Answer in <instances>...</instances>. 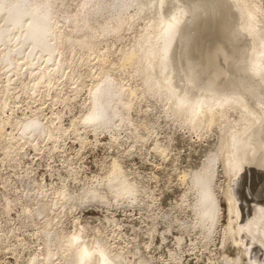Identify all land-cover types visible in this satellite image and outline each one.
Instances as JSON below:
<instances>
[{"label":"bare ground","instance_id":"6f19581e","mask_svg":"<svg viewBox=\"0 0 264 264\" xmlns=\"http://www.w3.org/2000/svg\"><path fill=\"white\" fill-rule=\"evenodd\" d=\"M63 1L64 0H0V67L7 76L6 82H2V84H5L0 89L2 93L0 96V109L8 106V96L15 93L13 91L14 89H18V92L28 94L31 98L32 94L40 95V93L43 92L42 88H51L60 79L62 81L67 76H70L69 79L71 80L72 77L70 72L72 70L74 72V69L78 65L84 63L75 62V56L80 50H90L93 48L95 37H105L109 34L114 36L124 25L131 27L138 21V33L136 36L134 34L135 39L133 44H130L131 47H129L127 51H123L119 57L120 59L117 58L119 61L118 67L132 68L130 72L140 80L136 81V83L140 82L139 86L141 87L142 96L140 99L148 100V102L151 101L154 106V108L151 106L153 110L157 109L158 113H162L168 117L167 120L172 122V126H174L173 123H179V126L186 125L189 129L194 130V132L198 131L200 133L202 130L208 129V131L212 130L214 134L212 142L208 144L206 148L205 161L200 168L193 171L189 181L192 187L190 189H194L197 194L196 200L193 203L196 215L194 219H196L195 222L201 226L205 235H207L216 226L218 221L219 203L213 182L219 167L222 166V168H220L226 172L229 169L231 170L233 168V160H235L233 159V155L234 152L237 151L239 156L237 167L239 170L237 169L238 173L235 171L237 175H235V180H233L238 184V179L242 176L241 174L245 171L247 174L250 172V165L252 166L255 162V153L259 150L264 153V141L258 142L253 149V155H249L251 153L247 151V144H245L246 138L243 139L244 134H246L249 138L252 137L253 139L251 140L254 142L258 135L264 134V112L262 111V113L259 114L257 111L261 106L259 102H262L260 100L264 96L262 92L264 89V10L261 8L259 0H220V2H218L219 0H213V2L211 0H81V2H79L80 8L78 7L79 9H76L74 13H67V10L63 6ZM208 1L211 2L210 5ZM223 12L228 15V18L226 16L222 17ZM238 18L241 22H237ZM203 20H210V23L201 24ZM179 26H183L179 36L180 46L178 47L176 57H173V55L176 54L174 48L178 40V35L177 37L175 35L177 34L176 32H178ZM215 27H218L217 30H219L218 33L222 41L228 39L226 35H228L230 31L233 34L236 32L235 36H239L240 34L237 35V31L246 27L247 35H244V37L246 36V45L241 52L242 55L244 54L248 56V58L252 57L253 59V61L251 60L250 66H248L249 68L245 70L247 73H245V75H247V77L245 78L241 75L245 79L237 80L238 85L232 87L234 88L235 95H232L231 90L224 94H227L225 97L221 96L217 99L205 95L207 89L213 85L214 81H217L213 78L216 70L212 66V63H210L211 59L205 58V55H203L200 50L201 48H199L198 52L196 51V47L200 45V42L203 43L201 41L205 39L203 37L208 36L210 30H213ZM123 30L125 31V28ZM78 31H81L82 34L76 35ZM130 32L131 34L133 33L132 31ZM233 34L231 36V41H235V36ZM113 36H110V38ZM116 38H118V36ZM104 40H106V38ZM231 41L230 45L234 47L235 42ZM221 43L219 49L221 48ZM102 44L99 46H102ZM103 45V47H105V44ZM95 48H97V46H95ZM123 48L121 47L120 49L122 50ZM191 51H194V53L196 51L197 54H193L192 56L190 55ZM109 52L111 51L109 50ZM173 52L175 54H173ZM228 52L231 53L230 50ZM67 53H69V55H66ZM72 53L73 57L70 56ZM233 54L234 56L236 55L235 51ZM86 55L88 61V53ZM102 55H104V53H102ZM78 56L76 58H78ZM82 56H84V54ZM97 56L101 55L97 54ZM225 56L227 57V54ZM103 57L105 56H102V60ZM80 58L82 57L80 56ZM92 61H90V63ZM240 61L242 60L239 59L237 62ZM103 62H105V60ZM111 62L112 61H110V63ZM98 63L101 65V62L98 61ZM107 64L109 65V63ZM111 65H113V62ZM102 67L98 73L97 71L99 69L96 71V76L98 78L89 91V105L86 109L87 112H85L86 116H82L80 119L82 125L92 131H98L100 129L113 130L114 127L115 129L116 127L118 128L122 122L124 123L123 125H131L132 120L129 117V112L131 111L132 105L136 103V101L133 103L136 90L131 88L134 82L131 83V86H126L127 84L123 85L115 78L118 76L114 77L109 70ZM236 67H239V64H237ZM236 70H239V68ZM240 70L242 71V69ZM81 71H83V69L80 70V72ZM24 73L27 74V82L22 80ZM78 75L79 77L81 76L80 74ZM14 77H16V80ZM127 78L126 76V79ZM53 80H55V82ZM75 81L78 83L73 77V83H76ZM231 82L233 81L231 80ZM138 83L136 85H138ZM78 84L75 86L78 87ZM250 87H255V89L249 91ZM73 90L75 89L73 88L72 91ZM138 90L137 92L139 94L140 90ZM226 91L228 90L226 89ZM194 92H196L195 97H193ZM52 93L54 92L51 91V94ZM16 94L17 93H15V96ZM250 94L252 97L249 96ZM54 96V101H58L59 99L65 100V98H60L57 92ZM41 98L44 99V97ZM50 98H53V96L50 95ZM43 99H40V102ZM138 102L137 104H139ZM66 103H68V101ZM142 103H144V101ZM39 107L36 109H39ZM149 111L152 110H148V113H150ZM37 114L30 117L28 116L24 120H18L16 119L17 117H15L13 121H11L12 119L10 121L7 120L6 118L8 115H6V118H3L6 121L3 119L0 121V137H4L7 140L6 145L4 143L5 147H3L4 145H2V147L7 150L9 148H14L15 150L19 146L23 147L25 143H29L33 145V147H36L40 139H51V141H55L61 136L65 127L62 128L57 124L59 123L58 121L56 123L57 125L53 124L54 119L52 117V119L50 118L51 120L44 121L43 118L39 117L40 114L39 116ZM159 117L157 116V118ZM55 118H58V116ZM7 123L11 125L10 127H12V130L14 129L17 131L16 135H13L11 130L8 133L5 132L4 126ZM146 123L148 125V121ZM71 124L74 128V124L72 122ZM7 127L9 128V126ZM80 128L82 127L80 126ZM147 128H151L150 124ZM184 128L186 129V127ZM143 130L145 131V129ZM149 130L151 131V129ZM236 131H240L239 134H237ZM147 133L148 132H146V134ZM243 143L246 146H244ZM247 152L249 154H247ZM13 155L15 156L14 153ZM11 156L12 155L9 157ZM256 160H258V158H256ZM242 161L243 163L241 164ZM263 168L261 171H264ZM106 172L104 179L102 181L100 180L98 184L87 187L86 189L83 186L84 188L81 187L77 192L68 191L67 188L63 186L58 196L60 201L55 200L56 202H46L43 207H48V209H52L53 211L55 207H59L60 209L66 207V202L68 200L74 201L76 199L81 201L83 199L93 198H98L109 205L111 201H118L120 198L138 194L137 192L140 190L139 187L141 186H138L136 180H134L135 178L132 179L128 176L126 173L127 171L125 172L123 170L122 165H120L119 162L117 163V160H114L111 168ZM228 174H230L229 171ZM187 178L189 177L187 176ZM225 188L227 187L222 184L221 189L223 192ZM183 194H185V192ZM224 194L226 193H223V195ZM262 196H264V191L260 188L256 197ZM39 200L41 201V199ZM137 200L139 201V199ZM226 200L229 207L230 225L228 224L229 227L226 226L225 232L221 234V242L224 244L229 237H232L233 244L237 247L238 256L233 260L222 251L221 257L225 264H241V261L245 259V255L252 250H254L255 254L261 252L264 255V228L260 227L261 223L254 224V222H252V224L245 225L246 227L244 228V226L240 224V219L237 218L238 212L241 214V208L238 202L236 204L232 195L227 196ZM37 207L40 208L39 205ZM39 208H37L38 210H36L35 213L37 215L43 212V210L41 211ZM240 214L238 215L239 217ZM258 214L260 213L258 212ZM263 214L264 209L263 212L261 211V215ZM47 217L48 216H46L45 220L43 219L45 222L43 224L45 226L44 229H39L42 231L41 250L36 254L37 256L35 254L34 256L32 255L28 264H152L144 257L145 254H142V256L138 253L139 257L137 256L138 258L133 261L122 252L113 253L110 247H108V242L105 241V238H85L86 236L84 237L82 229H77V231L75 233L72 232L73 234L71 235H65L62 233L63 231L61 232L57 229L58 227L56 228L58 220H56L57 223H54L50 220V217L49 219H47ZM255 219H259V217L255 216L254 220ZM262 219L264 220V218H261V220ZM192 223L194 224V222ZM62 228L64 229V226H62ZM243 228L245 234L241 233ZM134 254L136 255V253ZM246 260H248V258Z\"/></svg>","mask_w":264,"mask_h":264},{"label":"rangeland","instance_id":"374dc122","mask_svg":"<svg viewBox=\"0 0 264 264\" xmlns=\"http://www.w3.org/2000/svg\"><path fill=\"white\" fill-rule=\"evenodd\" d=\"M211 1L213 2V0ZM63 2V6L67 10V13H74L76 9L78 10L80 8L79 2H81V0H64ZM218 2H220V0ZM210 3L211 2H209V5ZM259 3L264 10V0H259ZM224 16L228 18V15L223 12L222 17ZM203 21H201V24L210 23V20ZM237 22H241L239 18ZM137 25L139 27L138 21L131 27L124 25L123 27L125 28V31L122 27V29L117 34H114V36L109 34L105 37H95L94 45L97 46V48L93 45V48L90 50H80L75 56V62L84 63L78 65L74 69V72L73 70L70 72L72 77L71 80L69 79L70 76L64 78L62 80L63 82L60 79L51 88L49 87L51 90L44 87L42 88L43 92H41L40 95L32 94L31 98L28 94L18 92V89H14L13 91L17 93V97L15 96V93L9 95L7 100L8 106L0 109V121L3 118L5 119L6 115H8L6 118L7 120L10 121L12 119L11 121H13L15 120V117H17L16 119L18 120H24L28 116L30 117L38 113L37 115L39 116L40 114L39 117L43 118L44 121H49L53 118V124H59L62 128H67L66 130L64 129V132L55 141H51V139H40V142L38 141L36 147H33V145L29 143H25L23 147L17 146L18 148L15 150L14 148H9L8 150L3 148L5 147L7 140L4 137H0V141L1 139L3 141L0 142V264H28L32 255L34 256V254H38L42 247L41 230L45 227L43 225L45 223L43 219L45 220L46 216H48L47 219L50 217L52 222H58L56 228L58 227L57 229L61 232L63 231L62 233L65 235H71L75 233L77 229H82L84 237L86 236L85 238H105V241L108 242V247H110L113 253L122 252L133 261L139 257V254H145L144 257L152 264H225L221 257L222 251L225 252L229 258L233 260L236 259L238 251L236 245L233 244L232 237H229L230 239L228 238L224 244L221 242V234L225 232L226 226L229 227L230 225L229 207L226 200V197L229 195L234 197L236 204L238 202L241 208V214L238 212L237 218L240 219V224L243 225L244 228L247 225L252 224V222H254V224L261 223L260 227L264 228V220H261V218H264V214L261 215V211L263 212L264 209V196L256 197L260 188L264 191V171H261L264 167V153L261 150L255 153V164L253 163L252 166L250 165L251 170L248 174L246 171L241 174L242 176L238 179L240 182H237L238 184L234 182L235 175L238 173L237 162L239 156L237 151H235L233 155V159H235L232 163L233 168L228 170L230 174H228V171L226 172L224 170V172L221 169L222 166H220L221 168L219 167L218 173L214 177L215 179L213 182L219 203L217 224L213 228L214 230L212 229L210 233L205 235L201 226L195 222L196 219L194 218H196V215L193 203L196 200L197 194L194 189H190L192 188L191 182H189L190 175L195 169L200 168L205 161V154L207 152L206 148L208 144L212 142L214 134L212 130L208 131V129L202 130L200 132L201 134L197 131L198 134L196 131L194 132V130L189 129L186 125L179 126V123H173L174 126H172V122L167 120L168 117L162 113H158L157 109L153 110L154 106L151 101L148 102V100L140 99L142 97L141 87L139 86L140 82H137L138 85H136V81H140L139 78L133 76L132 72H130L132 71L131 67H118L119 61L117 60V58L120 59L119 57L123 51H127V49L133 44L139 29ZM182 27L179 26L178 32H176L177 34L175 35L176 37L178 35V40L176 41L174 48L176 54L173 52V54H175L173 57H176L178 53V47L180 46L179 36ZM245 28L246 27L237 31V35L240 34L241 36H235L236 32L233 34L230 31L228 33L229 36L226 35L228 39L222 41L220 34L218 33L219 30H217L218 27H215L213 30L216 29L217 31L210 30L209 35L211 36L208 35L203 37L205 38H202L203 40H201L203 43L200 42V47H196L197 52L199 51V48H201L200 50L203 55H205V58L211 59L210 63H212V66L216 70L214 72L215 74L213 73V78L217 81H214L213 85L207 89L205 93V95H208L207 97H214L216 99L221 96L225 97L227 94H224L231 90L232 95H235L234 88L232 87L238 85L237 80L239 81L247 77V75H245V70L249 68L248 66H250L253 59L252 57L248 58V56L244 54L243 57L241 52L246 45V36L244 37V35H247V29ZM130 31L133 33L131 34ZM81 34V31L76 33V35ZM232 34L235 36V41L233 40L235 42L234 47H231L230 45ZM110 36H113L111 37L112 39ZM117 36L118 38H116ZM105 38L106 40H104ZM102 43L105 44V47H103L104 45ZM220 43L221 48L219 49ZM100 44H102V46H99ZM121 47L124 48L121 50ZM229 50L232 55L228 52ZM196 51L195 53L194 51H191L190 55H196ZM234 51L236 54L235 56L233 54ZM87 53L88 61L86 58ZM102 53H104V55H102ZM83 54L84 56H82ZM97 54L101 56H97ZM226 54L227 57L225 56ZM66 55H69V53ZM70 56L73 57V53L70 54ZM77 56L78 58H76ZM80 56L82 58H80ZM102 56H105L103 57V60ZM239 59L242 60L240 61L241 63L237 62ZM104 60L105 62H103ZM90 61L92 62L90 63ZM98 61L101 62V65ZM110 61L113 62V65H111L112 62L110 63ZM106 62L109 63V65ZM235 62L236 65L239 64V67H236ZM101 67L109 70L114 77L118 76L115 78L123 85L127 84L126 86H131V83L134 82L132 83L131 88L136 90V96L133 101V103H135V101L136 103L133 104L134 106L132 105V108L130 109L131 111L129 112V117L132 120L131 125L133 126L127 124L123 125L124 123L122 122L118 128L116 127L115 129L114 127L113 130L100 129L98 131H92L82 125L80 119L82 116H86L85 112H87L86 109L89 105V91L98 78L96 76V71L99 69L97 71L98 73L101 70ZM77 68H82L83 71L80 72L82 69ZM238 68L239 70H236ZM240 69H242V71ZM78 74L81 76L79 77ZM26 76V73L22 76V80L25 82L28 81ZM87 76L90 77L88 78ZM126 76L128 77L127 79ZM0 77L2 78H0L1 89L5 84H2V82H6L7 79V76L4 74V70H1V67ZM73 77L74 80L78 81L80 86L76 81V83H73ZM14 79L16 80V77H14ZM230 79L233 82H231ZM53 81L55 82V80ZM77 84L79 88L75 86ZM73 88L76 91H72ZM250 88L249 91L255 89V87ZM226 89L228 91H226ZM137 90L139 91V94ZM51 91L54 93L51 94ZM56 92L60 98H65V100L59 99L58 101H54V95H56ZM262 92L264 93V89ZM1 95L2 93L0 90V96ZM50 95H52L53 98H50ZM66 95L70 97H67ZM195 95L196 92L193 93V97H195ZM249 96L252 97L251 94ZM41 97H44V99ZM39 98L43 100L40 102ZM262 99L260 100L262 102H259L261 106L257 110L259 114H261L262 111L264 112V96ZM67 101L68 103H66ZM143 101L144 103H142ZM137 102L139 104H137ZM146 106H152L153 108ZM38 107L39 109H36ZM148 110H152L149 111L151 115L148 113ZM152 114L155 115L153 116ZM56 116H58V118H55ZM157 116L160 117L157 118ZM57 121L59 123H57ZM147 121L148 125L146 123ZM71 122L74 124V128L72 127L73 125ZM7 124H4L5 132L8 133L11 130L13 135H16L17 131L14 129L12 130V127H10L11 125L9 123ZM149 124L151 128H147L149 127ZM7 126H9V128ZM80 126L82 128H80ZM141 127L145 129V131ZM184 127H186V129ZM149 129H151L152 132ZM146 132L148 133L146 134ZM239 132L240 131H238L237 134H239ZM246 136L247 135L244 134L243 139L246 138L245 144H247V151L251 153L249 154L247 152V154L253 155V149L256 147V144L260 141H264V134L260 136L258 135L254 142L251 140L253 139L252 137L249 138V136ZM245 144L243 143L244 146H246ZM2 145L4 146L2 147ZM13 153L15 156L17 153V156L15 157ZM10 155H12V158L9 157ZM256 158H258V160H256ZM114 160H117V163L119 162V164L122 165L123 170L125 172L127 171L126 173L129 177L132 179L135 178L134 180H136L138 186H141L139 187L141 193L139 191L137 192L138 196L124 197L118 199V201L110 200L112 203L109 201V205L98 198H93L83 199L81 201L76 199L74 201L68 200L66 202V207L62 209L55 207L53 211L52 209H48V207H43L46 202L51 203L56 202L57 200L60 201L58 196L59 192L62 191L63 186L64 188L66 187L68 191L72 192L79 191L81 187H85L86 189L87 187L95 186L100 180L102 181L104 179L105 173H107L106 171L111 168ZM242 163L243 161L241 164ZM187 176L189 178H187ZM222 184L227 187L224 189V192L221 189ZM221 191L226 194L223 195ZM184 192L185 194H183ZM39 199H41V201ZM137 199H139V201ZM38 205L40 208L37 207ZM37 208L41 211L43 210L39 215L35 214L36 210H38ZM258 212L260 214H258ZM32 214L35 217H33ZM239 214L240 217L238 216ZM255 216L259 217V219L254 220ZM238 219L236 220L239 221ZM56 220L58 221L56 222ZM192 222H194V224ZM61 225L64 226V229ZM244 228L241 233L245 234ZM134 253H136V255ZM261 254V252L255 254L254 250H252L245 255V259L241 261V264H264V255ZM247 258L248 260H246Z\"/></svg>","mask_w":264,"mask_h":264}]
</instances>
